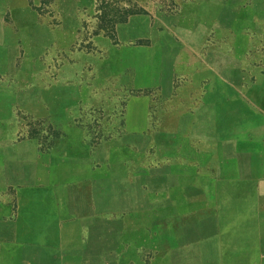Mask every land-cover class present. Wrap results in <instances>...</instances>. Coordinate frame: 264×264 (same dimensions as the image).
Instances as JSON below:
<instances>
[{
	"label": "crops",
	"instance_id": "crops-1",
	"mask_svg": "<svg viewBox=\"0 0 264 264\" xmlns=\"http://www.w3.org/2000/svg\"><path fill=\"white\" fill-rule=\"evenodd\" d=\"M59 1L0 0V264H264V0Z\"/></svg>",
	"mask_w": 264,
	"mask_h": 264
},
{
	"label": "rangeland",
	"instance_id": "rangeland-1",
	"mask_svg": "<svg viewBox=\"0 0 264 264\" xmlns=\"http://www.w3.org/2000/svg\"><path fill=\"white\" fill-rule=\"evenodd\" d=\"M56 1L59 0H40L41 6L36 7L35 10L42 17H52L56 14L55 11L58 9H54ZM128 1L129 0H60L59 2H62L61 11L68 13V15L74 18L81 19L82 23L78 26L79 34H83L85 40L91 39L92 35L97 32L99 34L103 33V30L114 40L113 34H115L116 24L126 23L127 19L132 15L146 13V9L139 6H130ZM29 2H31V0H29ZM30 5L32 6V3ZM163 5L164 11L167 14H174L177 12V7L174 3H172L171 6L167 4ZM55 7H57V5Z\"/></svg>",
	"mask_w": 264,
	"mask_h": 264
}]
</instances>
